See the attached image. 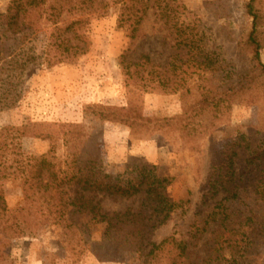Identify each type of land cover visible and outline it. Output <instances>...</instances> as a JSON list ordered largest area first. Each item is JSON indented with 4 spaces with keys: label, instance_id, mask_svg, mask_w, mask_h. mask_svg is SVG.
Listing matches in <instances>:
<instances>
[{
    "label": "rangeland",
    "instance_id": "rangeland-1",
    "mask_svg": "<svg viewBox=\"0 0 264 264\" xmlns=\"http://www.w3.org/2000/svg\"><path fill=\"white\" fill-rule=\"evenodd\" d=\"M11 1L0 0V20L9 14ZM93 1L94 13L84 28L87 54L52 68L44 62V55L22 75L20 71L8 72L17 80L0 85V131L17 129L13 137H17L27 158L54 150L62 159L67 153L66 139L93 136L103 147L107 174L121 175L131 160L149 162L162 177L170 180L169 196L177 201L190 196L194 207L207 202L212 159L229 152L230 157L234 155L237 173H242L240 181L248 188L235 201L232 218L238 224L240 220L236 219L243 217L247 222L243 231H253L264 212L261 195L255 189L258 195L250 194L252 184L261 191L264 185V162L260 160L264 152V79L255 78L251 87L239 93L233 103L224 97L226 102L219 106V95L228 96L232 84L240 83L253 66L254 54L247 45L253 24L247 9L251 0H181L186 9L180 15V25L194 28L205 50L229 64L232 83L227 88L193 65L186 74L166 75L159 70L158 67H164L170 60L173 40L156 10H150L136 39L132 40L127 28H120L118 24L122 0ZM256 7L264 25V0H256ZM53 33L54 27L49 25L32 40L27 41L21 35L19 60L44 52ZM143 55H148L155 66L150 70L151 88L158 87L160 77L162 81L170 77L174 82L166 86V92L156 89L137 93L142 116L153 122L174 118L177 122L169 129L157 131L156 123L143 121L145 128L134 133L116 123L90 122L87 106L128 108L132 100L128 88L133 79L125 75L122 57L137 62ZM261 55L264 63V49ZM2 76L4 80L7 77ZM246 159L254 162L248 168L249 174L243 173ZM4 190L11 209L25 204L19 181L5 182ZM100 201L107 213L124 211L131 206L138 209L140 204V201L114 202L107 197H101ZM182 219L172 217L166 225L153 231L149 240L159 244L182 226ZM102 230V226L93 227L95 240L100 239ZM213 239L215 236L210 234L205 236L200 244H204L203 250L206 243L210 244L206 250L210 249ZM260 244L257 251L262 255L260 264H264V240ZM77 252L67 249L61 228L45 223L13 240L0 264H140L134 255L100 262L87 249Z\"/></svg>",
    "mask_w": 264,
    "mask_h": 264
},
{
    "label": "trees",
    "instance_id": "trees-1",
    "mask_svg": "<svg viewBox=\"0 0 264 264\" xmlns=\"http://www.w3.org/2000/svg\"><path fill=\"white\" fill-rule=\"evenodd\" d=\"M93 2L12 0L9 14L0 20V85L17 80L8 72L20 71L22 75L44 55V62L52 68L87 54L84 28L94 13ZM185 9L181 0H122L118 24L120 28H127L132 40L136 39L147 14L156 10L173 40L170 60L164 67H158L159 70L166 75L173 72L186 74L193 65L227 88L232 83L229 64L205 50L194 28L180 25V15ZM247 9L253 19L247 43L254 54L253 66L240 83L232 84L228 96L226 93L219 95V106L226 102L224 97L233 103L239 93L251 87L255 78L264 79L263 18L256 0H251ZM49 25L54 27V33L44 52L20 61L19 37L24 35L27 41L32 40ZM121 65L125 75L133 79L128 88L133 101L127 109L87 106V118L90 122H112L127 126L132 132H140L145 128L144 123L153 121L142 116L137 93L156 89L166 92V86L174 81L170 77L162 81L160 77L158 87L151 88L150 70L155 66L148 55H143L137 62L123 56ZM132 68L137 69L131 71ZM2 75L8 80L2 79ZM176 122L177 118L153 123L157 124V131H164ZM16 131L10 128L0 131V259L4 260L13 240L45 223H53L61 228L67 249L73 252L87 249L100 262L134 255L140 264H260L262 255L257 248L264 240V212L258 217L256 228L249 233L243 231L247 226L243 217L236 219L240 220L238 224L232 218L235 201L241 194H246L248 188L240 181L242 173H237L234 155L230 157L229 152L212 159L207 179V202L194 207L190 196L179 201L171 198L168 194L170 180L162 177L157 167L149 162L131 160L121 175L107 174L103 147L93 136L66 139L67 153L62 159L54 150L27 158L17 137H13ZM260 160L264 162V152ZM253 163L246 159L243 173L249 174L248 168ZM11 180L19 181L24 195L25 204L17 209L8 206L4 190V183ZM251 188L250 194H260L264 202V185L262 191L253 184ZM101 197L133 204L140 201V204L138 209L131 206L124 211L107 213L102 208ZM174 216L183 218L182 226L159 244L151 242V233ZM95 226L103 227L99 240L92 234ZM209 234L215 239L207 251L210 244L206 243L204 250V244H200Z\"/></svg>",
    "mask_w": 264,
    "mask_h": 264
}]
</instances>
